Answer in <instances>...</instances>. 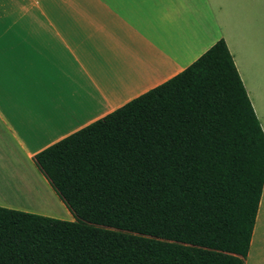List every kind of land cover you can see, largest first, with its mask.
Here are the masks:
<instances>
[{"label": "trees", "instance_id": "16d2710c", "mask_svg": "<svg viewBox=\"0 0 264 264\" xmlns=\"http://www.w3.org/2000/svg\"><path fill=\"white\" fill-rule=\"evenodd\" d=\"M74 221L0 207V264H244L264 131L221 39L33 157Z\"/></svg>", "mask_w": 264, "mask_h": 264}, {"label": "crops", "instance_id": "0c3cea01", "mask_svg": "<svg viewBox=\"0 0 264 264\" xmlns=\"http://www.w3.org/2000/svg\"><path fill=\"white\" fill-rule=\"evenodd\" d=\"M221 39L264 131V0H0V207L74 221L33 157ZM244 264H264V187Z\"/></svg>", "mask_w": 264, "mask_h": 264}, {"label": "snow or ice", "instance_id": "6c2138e0", "mask_svg": "<svg viewBox=\"0 0 264 264\" xmlns=\"http://www.w3.org/2000/svg\"><path fill=\"white\" fill-rule=\"evenodd\" d=\"M0 86H2V74H0Z\"/></svg>", "mask_w": 264, "mask_h": 264}, {"label": "bare ground", "instance_id": "6f19581e", "mask_svg": "<svg viewBox=\"0 0 264 264\" xmlns=\"http://www.w3.org/2000/svg\"><path fill=\"white\" fill-rule=\"evenodd\" d=\"M9 186V185H8ZM7 186V188L6 189H9V187ZM0 193H2V192H0ZM5 193V192H4ZM1 196V195H0Z\"/></svg>", "mask_w": 264, "mask_h": 264}]
</instances>
